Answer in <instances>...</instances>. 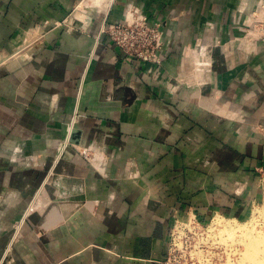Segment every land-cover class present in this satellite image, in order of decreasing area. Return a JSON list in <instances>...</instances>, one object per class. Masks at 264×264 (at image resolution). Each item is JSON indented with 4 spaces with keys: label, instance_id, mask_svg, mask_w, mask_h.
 Returning a JSON list of instances; mask_svg holds the SVG:
<instances>
[{
    "label": "crops",
    "instance_id": "crops-1",
    "mask_svg": "<svg viewBox=\"0 0 264 264\" xmlns=\"http://www.w3.org/2000/svg\"><path fill=\"white\" fill-rule=\"evenodd\" d=\"M86 1L0 0V264H161L178 216L264 210V0H113L69 28ZM131 6L162 64L103 32Z\"/></svg>",
    "mask_w": 264,
    "mask_h": 264
},
{
    "label": "built area",
    "instance_id": "built-area-1",
    "mask_svg": "<svg viewBox=\"0 0 264 264\" xmlns=\"http://www.w3.org/2000/svg\"><path fill=\"white\" fill-rule=\"evenodd\" d=\"M253 17L250 36L264 43V5ZM103 32L129 59L160 65L167 56V40L160 25L151 23L136 6L129 7L123 22ZM76 123L77 115L71 118L64 149L72 146ZM214 221L205 222L194 214L178 216L171 231L167 258L161 264H229L230 256L225 246L220 240L212 239Z\"/></svg>",
    "mask_w": 264,
    "mask_h": 264
},
{
    "label": "rangeland",
    "instance_id": "rangeland-1",
    "mask_svg": "<svg viewBox=\"0 0 264 264\" xmlns=\"http://www.w3.org/2000/svg\"><path fill=\"white\" fill-rule=\"evenodd\" d=\"M90 2H91V0H87L86 3H90ZM110 2H111L110 0H104L102 2V5L100 7V12L101 13L99 12L100 14H102V12L103 13L104 12H107L106 10H107V7L110 5ZM77 11L74 12V14L71 16V18L67 21V25H68L69 28H74V29H77L78 28V29H81L85 25V22L84 21H85V17L86 16L83 15L82 18L78 19ZM86 12L87 11H85V13ZM93 14H94V16H96L95 14H97V16H98V12H94ZM258 211H261V213L258 212ZM254 216H255V218H254ZM214 219H215V221L213 223L212 239L213 240H220L221 241V244H223L225 246L226 250H228L227 253L230 256V261H231V262L229 261V264H231V263L232 264L233 263L234 264H240V258L242 256L241 253H243L246 250V245H245V241L246 240H243L242 241V239L244 238V237L241 238L242 236L240 237V234L242 235V233H238V235H237L238 237H236L237 240L236 239L235 240H226V237L227 236H226L225 232L223 231V229H224L223 227H224L225 224H227V225L228 224H236V223L238 225H244V224H249L250 225L251 224L252 227L251 226L250 227L248 226V228L249 229H252L253 228L255 230V231L253 230L254 234H257V233H259L261 231H262V233H264V210L258 208L253 213H251L250 216H248L247 218L242 219V220L234 219V218H226V217H222V216L215 217ZM221 222H223L222 225H221ZM216 225H218V226H216ZM250 232H251V230H250ZM260 256H263V254L260 255ZM247 263H249V262H247ZM249 264H251V263H249Z\"/></svg>",
    "mask_w": 264,
    "mask_h": 264
},
{
    "label": "bare ground",
    "instance_id": "bare-ground-1",
    "mask_svg": "<svg viewBox=\"0 0 264 264\" xmlns=\"http://www.w3.org/2000/svg\"><path fill=\"white\" fill-rule=\"evenodd\" d=\"M104 0H91L90 3H86L84 5H81L77 11V14H78V19L82 18L83 15H85V25L84 26H87V24L90 23V21L92 20L90 14H86L85 11L87 10H91L92 12H100V7L102 5V2ZM110 5L107 7V13L112 5V2L113 0H110ZM76 23V22H75ZM29 49V48H28ZM32 49V48H31ZM30 52V51H29ZM22 53V52H20ZM19 54V53H18ZM28 54V53H27ZM22 56V55H21ZM26 56V55H24ZM25 59V58H24ZM23 60V59H22ZM261 213V211H258ZM255 218V216H254ZM257 218V217H256ZM218 221V220H217ZM232 222V221H231ZM223 222H221V225H222ZM226 223V222H225ZM218 226V225H216ZM248 226L252 227V225L250 224H244V225H238L237 223L236 224H225L224 225V229L223 231L225 232L226 234V240H235L236 237H238V233H242V235L240 234V237L243 238V240H246L245 241V245H246V250L241 253L242 256L240 258V264H264V233L259 232L257 234H254L253 232V228L252 229H249ZM251 230V232H250ZM222 231V232H223ZM255 231V230H254ZM223 232V233H224ZM251 233V234H250ZM229 238V239H228ZM237 240V239H236ZM228 243V242H227ZM243 243V242H242ZM232 248V247H231ZM233 249V248H232ZM228 251V250H227ZM233 251V250H232ZM232 253V252H231ZM234 253V252H233ZM263 256H260L262 255ZM231 255V254H230ZM233 256V255H232ZM235 256V255H234ZM233 258V257H232ZM231 258V259H232ZM231 262V261H230ZM249 262V263H247ZM232 264V263H231ZM234 264V263H233Z\"/></svg>",
    "mask_w": 264,
    "mask_h": 264
},
{
    "label": "water",
    "instance_id": "water-1",
    "mask_svg": "<svg viewBox=\"0 0 264 264\" xmlns=\"http://www.w3.org/2000/svg\"><path fill=\"white\" fill-rule=\"evenodd\" d=\"M77 134V132H76V130H74V132H73V136L74 135H76ZM75 140H74V138H73V140H72V142H74Z\"/></svg>",
    "mask_w": 264,
    "mask_h": 264
}]
</instances>
